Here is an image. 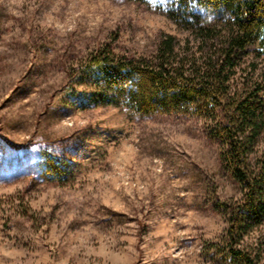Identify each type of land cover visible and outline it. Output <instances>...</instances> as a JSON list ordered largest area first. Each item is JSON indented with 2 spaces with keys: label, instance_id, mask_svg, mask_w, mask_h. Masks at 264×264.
<instances>
[{
  "label": "rangeland",
  "instance_id": "1",
  "mask_svg": "<svg viewBox=\"0 0 264 264\" xmlns=\"http://www.w3.org/2000/svg\"><path fill=\"white\" fill-rule=\"evenodd\" d=\"M165 10L161 0H0V264H229L227 213L244 189L205 120L132 119L72 78L104 48L148 56L171 35L195 52L198 34ZM238 61L229 91L263 119L247 154L264 175V54L252 46ZM237 247L264 264V217Z\"/></svg>",
  "mask_w": 264,
  "mask_h": 264
},
{
  "label": "trees",
  "instance_id": "2",
  "mask_svg": "<svg viewBox=\"0 0 264 264\" xmlns=\"http://www.w3.org/2000/svg\"><path fill=\"white\" fill-rule=\"evenodd\" d=\"M161 1L164 13L179 27L198 34L195 52H181L171 35L161 38L148 56L115 55L104 48L79 65L72 78L99 85L90 102L124 107L132 119L156 114H194L204 119L221 147L220 164L244 189L242 205L227 213L229 264H262L258 255L237 246L246 226L260 225L264 217V175L253 173L247 154L252 136L261 133L263 119L229 86L238 60L250 47L264 54V0ZM55 161L49 159L45 166L52 169Z\"/></svg>",
  "mask_w": 264,
  "mask_h": 264
}]
</instances>
